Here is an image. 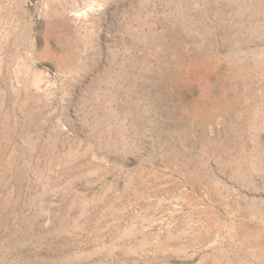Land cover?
Listing matches in <instances>:
<instances>
[{
    "label": "rangeland",
    "instance_id": "374dc122",
    "mask_svg": "<svg viewBox=\"0 0 264 264\" xmlns=\"http://www.w3.org/2000/svg\"><path fill=\"white\" fill-rule=\"evenodd\" d=\"M0 264H264V0H0Z\"/></svg>",
    "mask_w": 264,
    "mask_h": 264
}]
</instances>
